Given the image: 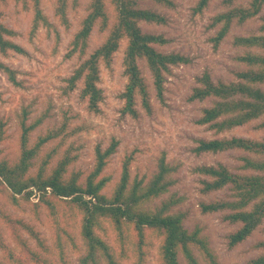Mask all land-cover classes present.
I'll list each match as a JSON object with an SVG mask.
<instances>
[{"label":"rangeland","instance_id":"374dc122","mask_svg":"<svg viewBox=\"0 0 264 264\" xmlns=\"http://www.w3.org/2000/svg\"><path fill=\"white\" fill-rule=\"evenodd\" d=\"M26 1V0H25ZM23 0H0V24L13 31L12 40L23 53L0 54V61L15 72L18 86L12 85L4 73L0 72V124L4 132L0 142V161L15 162L19 157V121L22 111L27 112V122L41 119L40 124L29 136L33 144L39 135L55 130L58 135L46 143L36 156L35 162L48 151L54 150L48 169L56 165L63 155L71 162L67 174L79 172V183L83 182L94 165L95 148L105 149L112 140L118 142L116 152L108 159L102 175L110 181L102 193L109 196L118 182L123 162L129 160L130 178L137 177L147 182L157 171V163L163 158L173 168L170 177L175 181L169 192L156 199L151 206L173 195L180 199L174 212L185 214L184 227L191 231L200 229L219 264H248L264 252L257 245L264 241V219L252 234L233 248L228 246V236L239 228L224 219L227 211L202 213L201 203L231 199L228 188L205 194L201 191V180L205 177L195 172L200 166L221 164L232 172H237L243 163L240 158L248 155L239 150L211 154L194 152L199 140L241 137L253 141L264 139V117L252 120L244 126L236 127L215 135L207 126L196 124L203 108L210 107L212 99L202 102H189L187 99L194 87L199 86L196 79L203 73L209 74L213 82H236V73L246 67L236 58L256 49L235 47L232 43L237 36L259 34L260 17L264 16V6L254 18L243 24L235 21L224 40L214 47L211 39L218 27L211 26L212 17L227 11L221 0H210L200 12L195 11L198 0H171L173 6L167 8L151 1L139 2V8L149 9L164 17L163 24L140 22L144 33L162 35L167 44L156 46L159 52L179 53L189 62L170 67L164 74L163 102L155 95L151 75L145 62L138 61L142 75L148 86L150 111L146 112L139 100L136 104L137 117L121 113L122 101L119 95L126 83L123 75V39L109 66L99 67L98 87L102 90V100L98 112L87 109L86 100L80 97L81 82L75 90L65 93L66 79L85 61L106 39L109 29L116 20V13L110 0H105L108 27L100 30L93 27L83 53H73L71 42L81 28L88 14L90 0H67L65 17L56 15L57 0H39V8L46 23L33 29V6L28 8ZM250 0H234V6H246ZM260 52V51H259ZM263 54V53H262ZM260 88L264 90V85ZM247 173H250L248 171ZM251 205L247 207L250 209ZM0 210L14 219L21 220L33 231V235L17 225L12 228L0 219V242L12 252L21 264H30L16 247L15 232L26 240L30 249L55 264H78L84 253L79 227L82 214L71 211L60 204L57 213L51 215L42 206L37 195L28 201L20 199L17 206L10 204L5 193L0 194ZM1 214V213H0ZM100 237L111 247L118 264H159L160 240L150 236L142 249L136 251L130 237L125 251H120L113 230L105 223ZM196 251V250H195ZM194 251L198 264H206ZM0 264H10V260L0 249ZM103 264V263H101ZM179 264H187L179 256Z\"/></svg>","mask_w":264,"mask_h":264},{"label":"trees","instance_id":"16d2710c","mask_svg":"<svg viewBox=\"0 0 264 264\" xmlns=\"http://www.w3.org/2000/svg\"><path fill=\"white\" fill-rule=\"evenodd\" d=\"M25 1V0H23ZM67 0H57L56 15L65 17L64 11ZM151 1L155 4L171 8V0H110L116 13V20L109 29L105 41L96 48L66 79L64 92L76 89L81 82L80 97L87 102L90 112H98V104L102 100V90L98 87L100 64L109 66L113 55L117 52L120 42L125 39L123 51V75L126 83L119 99L123 105L121 113L136 118L137 101L146 112L150 111L148 86L142 75L138 61L143 60L148 69L156 98L163 102L165 76L170 67L187 64L189 60L179 53H163L156 46L167 44L162 35L144 33L139 27L140 22L163 24L164 17L149 9L139 8V2ZM210 0H198L196 12L204 9ZM234 0H221L229 9L212 17L211 26L218 27L211 39L217 47L227 36L232 23L243 24L256 17L264 6V0H250L246 6L232 7ZM33 7V29L39 24L46 23L39 8V0H26L25 6ZM259 34L237 36L233 38L235 47L256 49L258 52H246L236 60L246 68L236 73V82H213L207 73L196 79L199 86L194 87L188 97L189 102H202L212 99L210 107L201 110V116L196 124L207 126L215 135L233 128L244 126L252 120L264 117V16L260 17ZM65 22V20H64ZM100 30L108 27V15L105 0H90L88 14L81 23V28L71 42L72 52L83 53L87 39L95 26ZM13 31L0 24V54L6 56L9 52L23 53L22 48L12 40ZM260 51V52H259ZM263 53V54H262ZM0 72L7 80L18 86L15 72L0 61ZM41 119L27 122V112L22 111L19 121V157L13 162L0 161V194L5 193L10 204L17 206L20 199L28 201L31 195H37L38 200L51 215L57 213L59 205L82 214L79 236L81 237L84 253L78 264H118L111 247L100 237L99 231L105 230V223L113 230L120 251H125L130 237L137 251L142 249L147 238L153 236L160 240L159 264H179L181 256L187 264H198L194 255L197 252L206 264H219L216 255L210 249L206 238L200 235V229L195 227L187 230L183 221L185 214L178 211L172 213L180 199L173 195L160 202L157 206L152 203L167 194L175 181L170 177V168L163 158L157 163V171L145 182L144 179L130 178L129 160L126 159L121 167L118 182L109 196L102 193L110 181L109 176L102 175L108 159L116 152L118 142L112 140L105 149L96 146L94 165L91 171L79 183V172L67 174L71 159L67 155L58 160L56 165L48 169L53 158L54 150L45 152L36 162V156L43 146L55 139L58 132L50 130L39 135L33 144H29V136L40 124ZM2 124H0V142L3 139ZM228 150H239L252 159L243 156V162L237 172L217 164L215 166H200L195 172L205 177L201 180V191L205 194L228 188L231 199L201 203L202 213L227 211L224 219L239 228L228 236V246L233 248L247 239L264 219V139L253 141L241 137L217 138L199 140L195 147L196 154H217ZM250 171V173H247ZM251 205L250 209L247 207ZM2 219L12 232L19 225L33 235L32 229L21 220L14 219L0 210ZM16 247L22 256H26L30 264H55L42 255L32 251L26 240L15 232ZM264 249V241L257 245ZM0 249L10 260V264H21L14 258L2 242ZM248 264H264V252L251 259Z\"/></svg>","mask_w":264,"mask_h":264}]
</instances>
